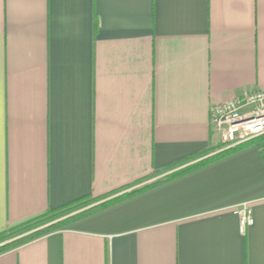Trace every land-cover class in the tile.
Here are the masks:
<instances>
[{
	"label": "crops",
	"instance_id": "0c3cea01",
	"mask_svg": "<svg viewBox=\"0 0 264 264\" xmlns=\"http://www.w3.org/2000/svg\"><path fill=\"white\" fill-rule=\"evenodd\" d=\"M263 85L264 0H0V233L219 153L211 106ZM250 142L0 264H264Z\"/></svg>",
	"mask_w": 264,
	"mask_h": 264
},
{
	"label": "trees",
	"instance_id": "16d2710c",
	"mask_svg": "<svg viewBox=\"0 0 264 264\" xmlns=\"http://www.w3.org/2000/svg\"><path fill=\"white\" fill-rule=\"evenodd\" d=\"M263 141H264V137L259 140H253L249 144L258 143L262 147L261 149L263 150L264 149ZM243 147L244 146L235 147L226 151L216 153L214 155L207 156L205 158L204 157L201 158L202 156L199 157L196 156L194 157L195 159L198 158L200 159H198L193 164L186 165L183 168H180L168 174L164 181L159 180L155 182L145 183L138 188H135L133 190H127L120 194L114 192L105 195L103 197H86V198L78 199L58 209L50 210L44 215H41L31 221H28L14 228H11L6 232L0 233V254L10 249L16 248L20 245H23L27 242H30L34 239L42 237L46 234H49L51 232L61 230L75 223L78 220L91 216L121 201H124L139 193L149 190L157 186L158 184H161L162 182L173 180L184 174L192 172L206 164H209L215 160L233 154L239 151ZM146 180L148 179H143L138 183L139 184L141 182L143 183ZM126 188H130V187H126Z\"/></svg>",
	"mask_w": 264,
	"mask_h": 264
},
{
	"label": "built area",
	"instance_id": "2783aa9c",
	"mask_svg": "<svg viewBox=\"0 0 264 264\" xmlns=\"http://www.w3.org/2000/svg\"><path fill=\"white\" fill-rule=\"evenodd\" d=\"M210 126L220 137L218 152L226 151L264 135V85L245 91L230 100L213 104ZM239 217L240 231L254 223L249 204L234 207Z\"/></svg>",
	"mask_w": 264,
	"mask_h": 264
}]
</instances>
